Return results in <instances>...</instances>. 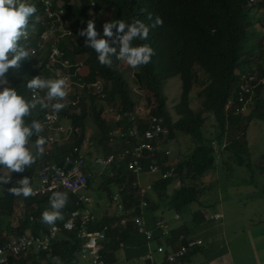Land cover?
I'll list each match as a JSON object with an SVG mask.
<instances>
[{"label":"trees","instance_id":"16d2710c","mask_svg":"<svg viewBox=\"0 0 264 264\" xmlns=\"http://www.w3.org/2000/svg\"><path fill=\"white\" fill-rule=\"evenodd\" d=\"M52 1V8L54 10L61 8L64 13L50 17L42 0H32L31 4L36 6L37 13L29 20L28 39L20 41V44L29 50L30 56L22 61L19 69L10 71L7 86L15 87L20 94L30 99L32 95L26 87L28 80L35 76L51 79L53 75H57L58 68L70 74L71 85H82L80 89L87 93L82 94L72 86V93L83 96L79 98L74 95L79 98L78 106L81 107V111L69 113L67 108L61 111L62 115L68 116L73 128L72 140L56 142L49 153L45 150L43 156L23 173L13 172L15 177L31 174L41 161L59 163L74 145H82L88 131L86 114L94 118L93 121L100 129L101 135L96 138L98 143H104L107 137L109 139L111 129L131 125L125 119L116 123L102 116L107 107L115 105L116 95L122 98L121 108H132L136 103L131 94L132 89L125 78V72L120 69V60L115 56L112 57L111 68L100 65L95 51L85 47V38L78 35L79 30L86 28L88 20L91 19L94 20L100 36H103V24L109 22L105 19V13L108 11L112 12L116 21L124 20L128 23L139 19L146 24H151L156 16L162 18L163 25L150 29L146 40L133 42L134 45L148 44L155 50L151 62L137 69L134 81L139 83L140 88L151 91V95L144 98L149 103L150 111L164 118L165 125L169 129L165 138L176 139L178 134L182 133L191 136L194 142L191 153L180 162L174 163L173 176L155 180L150 190L153 194H150V191L145 193L144 197L148 201L145 214L147 226L153 228L152 225L157 218V210L161 208L162 200H167L168 207L180 214L186 205L197 201L202 196L203 178L215 164L209 163L210 158L215 157L214 142L222 148L220 161L230 164L231 167L236 165V169L245 168L244 165L249 164L247 161L251 153L245 132L255 116L261 117L264 114L262 95L264 86L258 87L255 95L256 105L247 116L237 110L243 104L237 97H234L230 106L227 104L229 98L238 92L239 72L248 69L253 71L251 73L258 71L264 74V35L259 31L255 32V37L252 14L255 8H264V0H61L62 5ZM149 13L152 14V21L148 20ZM37 17H39L38 20ZM61 27L67 31L62 30ZM51 28L54 29L53 35L63 31L55 40L53 39L54 43L64 51V56L56 64V72L47 66L52 41L44 43L45 51H42L39 44L43 31ZM33 48H36V52L32 51ZM65 60H69V67H64L62 64ZM35 62L37 64L34 66ZM82 64L88 68L85 74L80 71ZM175 76L180 77L182 84V93L175 106L176 113L181 117L176 121L166 107L167 100L163 92L165 81ZM101 78L106 83L104 92L97 96L91 94L89 85ZM195 85L201 86L197 96L202 106L199 111H195L191 105V93ZM101 98L107 100L108 104H99L97 101ZM150 101L155 102V105ZM45 112L46 109L42 110L37 105L28 122L35 119L41 123ZM206 113L213 115L217 123L215 130L209 133L203 130ZM48 134V131L44 132V135ZM31 139L34 145L37 137L33 136ZM116 145L117 148H122L127 143L118 141ZM106 151L109 152L111 149L106 148ZM158 155L162 170H167L170 167L167 156L163 153ZM108 168L109 170H105L108 178L104 179L102 184L108 188L110 185L116 186L126 211L135 209L133 214H127L131 218L140 212L142 193L141 187L135 183L138 180L137 175L132 173L124 162L113 163ZM261 170L264 172V168ZM1 171L0 167V173ZM91 179L90 175L88 187L91 185ZM176 179L179 180L180 185L174 190L173 195H170L169 187ZM66 193L69 199L66 211H62L63 214L67 216L76 208H86L84 201L79 203V194L70 191ZM113 194L109 196L112 197ZM15 197L11 193L0 197V220L5 222L4 225L0 223V246L16 235L30 230L39 233L46 229V224L41 223V213L45 210L42 205L48 204L50 208V203H46L44 197H28L24 209L12 219L15 212L13 209ZM116 215L95 217L84 225L79 221L75 230L62 232L53 241L49 250L29 251L19 256L10 254L6 264H79L84 242L80 236L81 232L84 229L97 231L105 224H108L110 228L103 241L102 254L109 263L118 261L121 249L126 250L129 259L138 256L133 253H136L139 244L142 243L138 238L141 233L138 232L133 219L126 224H121V216ZM194 215L198 219L203 218L200 210ZM196 221L199 222V220ZM175 228L169 237L165 238V242H170L177 247L186 241V239L179 241L180 234L184 232L188 236L191 228H188L186 224ZM152 230H154L155 238H162L159 229ZM162 241L164 240L161 239ZM128 243H133L130 252L126 249ZM198 248L190 252H197L200 249Z\"/></svg>","mask_w":264,"mask_h":264},{"label":"rangeland","instance_id":"374dc122","mask_svg":"<svg viewBox=\"0 0 264 264\" xmlns=\"http://www.w3.org/2000/svg\"><path fill=\"white\" fill-rule=\"evenodd\" d=\"M54 1L56 4H63L61 0ZM25 2L31 3L32 0H25ZM252 14L254 16L253 27L255 30V37L256 33L259 31L264 35V8H255ZM105 19L109 21H116L111 11L105 13ZM61 29L64 30L63 27H61ZM251 31H253V29H251ZM61 33H63V31L56 32V34L51 37V40H55L57 35ZM42 51H45V49ZM36 64L37 63L35 62L34 66ZM120 67V69L125 72V78L132 89L131 94L136 102L134 106L141 105L143 102H146L144 97H149L151 95V91L148 89H142L138 86L139 83H135L134 76L137 69L130 68L122 61H120ZM80 71L85 74L88 71V68L82 64L80 65ZM245 72L253 71H248L247 69ZM254 73H256L257 77H264V74L261 76L262 74H260L258 71ZM64 75L67 74L58 73L57 75L52 76L51 79L63 78ZM101 82L102 83L99 82V84L102 87H106V83L102 78ZM72 86L74 89L79 90V92L82 94H86L87 91L80 89L82 87L77 84L70 85L68 88V96L66 97L65 101H63L68 105L66 108L69 109V113H79L81 111V107L78 106L79 103L76 102L77 97H74V95L78 96L79 98H83V96L72 93ZM258 87L259 86L255 87L253 95L248 101V110L243 111L245 116H247L256 105L255 95L257 94L256 91ZM108 88H110V85H108ZM200 89V85H195L191 93V105L195 111H199L202 107L201 100L197 97ZM46 92L47 90L44 92V99H46ZM163 92L167 100L166 107L169 110L173 120L176 121L181 117V115L175 111V106L179 102L182 93L180 77H169L165 81ZM95 94L96 96L98 95V93ZM262 95L264 99V88ZM89 96L91 97L92 95ZM38 97L41 98L40 95ZM121 99L122 98L119 95H116L115 105L111 106H119L118 109H123L120 105ZM55 102L56 101H49V104ZM97 102L99 104H108L107 100L101 101L98 99ZM153 104L155 105V102H153ZM129 109L131 108L123 110ZM146 110L149 109L146 107ZM49 111H52L50 107L46 109V112ZM59 113L61 116L60 124H64L65 127H70L69 132L72 133L71 131L73 128L70 124L68 116L62 115L61 111ZM86 116L88 135L87 140L81 146L87 156V159L90 160L93 159L97 153H99V155L107 153L106 148H110V146L108 141H105L104 143H98L96 138L97 136L101 135L100 129L93 121L94 118H91V115L89 116L86 114ZM102 116L108 118L107 113L102 114ZM204 117L205 122L203 130L207 133L215 130L217 124L215 117L209 113H206ZM42 123L43 119L41 121V124ZM61 133L62 132H60V135ZM245 136L249 142L251 153L247 161L249 164H245V168L240 167L236 169V165L231 167L230 164L220 161L219 156L221 154L219 152H215V157L213 156L215 159L213 163L215 164L212 169L205 174L206 177L203 178L204 192L202 196H200L197 201L189 203L183 208L180 213V219L175 218V211L173 208L168 207L167 200H162L160 205L161 208L157 210V218L155 219L154 225H152L154 229L156 228V221L158 219H163L170 226H180L182 224H186L188 228H191L189 229L191 233L188 235H192L196 238L200 237L203 240V244L199 246L200 249L198 248L199 251L196 253L190 252L193 254L189 264H264V172L261 170V168H264V114H262L261 117L255 116L252 119L246 129ZM65 139V141L72 140L70 136L66 137ZM116 143L117 142H115V149L117 148ZM193 145L194 142L191 136L180 133L176 139L171 138L164 142L162 147L169 148L171 150L172 154L168 156L167 159L169 162L176 164L177 162H180L187 154L191 153ZM219 148L220 146L215 147L216 150ZM115 149L111 150V152ZM246 154L248 155V150ZM86 168L93 174L92 182L90 187L84 188L78 193L80 195L83 194V197H85V195L88 196V205L91 207L98 206L100 203L102 204L100 210H106L109 206H111V204L116 208V203L113 201V197L110 198L109 195L111 193H115L118 191V189L115 185H110L108 188V186L102 184V180L108 178V176L103 172V175H99V171L102 167L90 161V163L86 165ZM105 170L108 169L106 168ZM161 173L162 171H157L154 173L143 172L137 176V179L140 184L146 186V184L154 183L155 180L161 178ZM179 185V180L176 179L169 187V194L173 195L174 190ZM57 191L69 192L65 189H60ZM150 192V194H153L152 191ZM157 201L159 200L157 199ZM67 206L68 205H66V207ZM65 208L63 209L64 211H66ZM198 210H200V214L204 219H198L195 217L194 213ZM216 213H220L222 218H216L214 216ZM196 220H199V222ZM0 223L2 225L5 224V222L1 220ZM57 223L61 224L63 223V220ZM25 233L33 234L31 230ZM14 237H17V235ZM138 238H140L142 243L139 244L136 253H133L138 254V256L130 259L128 257L125 259L126 250L121 249L117 264H145V262L141 259V255L148 249V244H150V246L156 250L158 244L162 243V238H155V234L150 239L144 237L143 234L138 235ZM132 247L133 243L127 244L126 249L128 252L132 251ZM157 255L160 254L157 253ZM89 260V258L83 257L81 262H85V264H91ZM81 262L79 264H82Z\"/></svg>","mask_w":264,"mask_h":264},{"label":"built area","instance_id":"2783aa9c","mask_svg":"<svg viewBox=\"0 0 264 264\" xmlns=\"http://www.w3.org/2000/svg\"><path fill=\"white\" fill-rule=\"evenodd\" d=\"M42 1L44 2L46 12L50 17L64 13V10L61 8L57 7V10L52 8V0ZM53 33L54 29L52 28L43 31L39 44L42 49H45L44 43L52 41L47 66L56 72V64L60 61V58L64 56V51L54 43L53 39L51 40ZM35 50L36 49H33V52H36ZM62 64L64 67H69L68 65L70 63L69 60H65L62 61ZM61 72L67 74L64 75L63 78L67 79L70 86L72 84L70 74L57 68V74ZM99 82L102 83L99 79L89 85L91 88V94L103 93L104 86L102 87ZM237 83L238 92L229 98L228 106L233 103L234 97H237L239 101L243 103L237 108V110L243 112L248 110V101L251 99L255 87L264 86V77H257L256 73L244 71L239 73V80ZM79 86L82 87V85ZM45 90H37L35 95H40L42 98ZM30 92L33 96V92ZM78 100L79 98L76 99L77 103H79ZM146 107L149 110H146ZM104 113L108 114V118L112 116L114 122L116 123L122 122L125 119L131 125L115 127L109 131L108 140L110 143H115L118 141L117 138H120V141H125L127 145L118 150H114L109 154L98 156L95 159L97 164L104 168H108V166L113 163L124 162L127 164L128 169L137 176L143 172L154 173L157 171H162L161 178L173 176L175 172V164L168 161L167 163L170 167L163 171L160 165V157L158 155L159 153H163L168 157L172 154L169 148L162 147V144L170 139L165 138L169 133V129L165 125L164 118L162 116L150 111L148 101L143 102L141 105H136L129 110H121L118 109L117 106H110L105 109ZM60 120V113H53L52 111H49L44 115L42 124L49 129V134L46 136L44 135V131H42L40 135L47 141L44 146L47 153H49L53 144L56 142H63L66 140V137H71L73 134L69 132L70 127H65L64 124H60ZM60 132H62L61 134H64L63 137L60 135ZM214 147H219L217 142H214ZM221 150L222 148H219L216 152L221 153ZM63 160L64 165L62 167L56 163L41 161L36 170L27 175L31 182V186L36 193L30 197L45 196L60 189H65L78 194L80 190L88 187L89 174L85 169L87 157L83 148L79 145H74L72 150ZM68 164H71V168L69 169L66 168V165ZM0 175L11 176L10 182L0 184V195L9 194L10 192H8V189L12 186H19L17 181L25 177H15L11 172L3 174L0 173ZM135 183L141 187L142 193L139 204V213L130 218L127 214H133L135 209H128L126 211L125 204L120 200L118 193L113 196V201L116 203L117 211L121 216L120 223L126 224L130 219H133L138 231L143 233L147 239H150L154 236V230L147 226L145 214L148 201L145 199L144 195L152 189L153 184L149 183L146 184V186H143L138 180L135 181ZM26 199L27 198H24L22 195L19 197L16 196V201L18 200L20 210L25 207ZM80 201H87V198L81 196L79 197V203ZM215 217L221 218L222 215L220 213H216ZM93 218L94 217L89 211L77 208L68 213L63 223L48 225V227H46V231H43L41 234L35 235L24 233L18 235L17 237H12L9 241H7V243L0 246V264L5 263L8 255L10 254L19 256L21 254L28 253L31 250H49L53 241L62 231H73L77 228L79 221H81L82 225H84L93 220ZM175 218L180 219V214L176 213ZM109 228L110 226L105 224L100 230L88 231L87 229H84L81 232L80 236L84 239L81 251L82 258H89L91 260V264H109L102 254L103 241L106 239V232ZM156 228L160 230L162 239H165L166 237H169L174 226H170L163 219H158L156 221ZM180 239H186V241L181 243L178 247L172 246L171 243L168 244V246L164 243L158 244L157 249L154 250V252L150 251L142 257L143 261L145 264H164V261H167L169 264H186V256L188 253L201 246L203 244V240L191 236L186 237L184 234L180 235ZM157 253L160 255H157Z\"/></svg>","mask_w":264,"mask_h":264},{"label":"clouds","instance_id":"9594fccd","mask_svg":"<svg viewBox=\"0 0 264 264\" xmlns=\"http://www.w3.org/2000/svg\"><path fill=\"white\" fill-rule=\"evenodd\" d=\"M36 13V6L25 0H0V167L6 168L11 173H23L45 152L44 146L47 141L40 135L43 125L35 119L28 122L37 105L42 110L50 107L53 113H59L68 106L63 102L68 96L69 83L66 78L33 77L26 85L27 89L33 92L30 99L20 94L15 87L7 86L10 71L19 69L22 61L30 56L29 50L22 46L20 41L28 39V23ZM148 20L152 21L151 13L148 14ZM162 25L163 20L159 16H156L151 24H146L139 19H134L131 23L124 20L109 21L103 24V36H100L94 20L90 19L86 28L80 29L78 35L85 38V47L95 51L100 65L111 68L112 57L115 56L130 68L139 69L151 62L155 50L148 44L134 45L133 42L146 40L150 29ZM64 30L67 31V29ZM45 89L47 90L46 99L35 95L37 90ZM47 101L56 102L49 104ZM33 136L37 137L34 145L31 139ZM10 181L11 176L0 175V184ZM17 184L19 186L8 189L12 195L28 198L36 194L27 176L18 180ZM68 199L66 192H52L49 200L50 210H44L41 213V223L46 224L45 228L48 225H54L58 220H65L67 216L63 217L62 210L66 207ZM23 209L19 210V213ZM175 227L173 229H176ZM181 234L194 237L187 236L184 232ZM162 240H164L162 243L167 246L170 244L165 242V239ZM181 240L179 236V241ZM164 264L169 263L164 261Z\"/></svg>","mask_w":264,"mask_h":264},{"label":"crops","instance_id":"0c3cea01","mask_svg":"<svg viewBox=\"0 0 264 264\" xmlns=\"http://www.w3.org/2000/svg\"><path fill=\"white\" fill-rule=\"evenodd\" d=\"M105 111V110H104ZM104 113V112H103ZM108 121H111V122H113V118H112V116H110V118H108ZM87 128H88V125H87ZM114 129V128H113ZM43 131L45 132V131H49V129L47 128V127H45V126H43ZM51 131V130H50ZM73 135L74 134H72L71 135V138L73 137ZM87 135H88V131L86 132V138H85V140H84V142L87 140ZM61 136L63 137L64 136V134H61ZM92 139H93V136H92ZM105 141H109L108 140V137H107V139L105 140ZM118 142V141H117ZM109 144V146H110V149L111 150H113V149H115V143H108ZM79 146H81V145H79ZM82 147V146H81ZM107 149H109V147H107ZM118 149H120V148H116L115 150H118ZM109 152H111V151H109ZM108 151H107V153H104V154H100V155H106V154H108L109 153ZM99 155V153H97V154H95V156L93 157V159H87V162H86V165L88 164V163H90V161L91 162H94V163H96L95 162V159L98 157V156H100ZM87 157V156H86ZM61 162V161H60ZM59 162V163H60ZM52 163H56V162H52ZM59 163H56V164H58L59 165ZM97 164V163H96ZM126 164V163H125ZM86 165H85V169H86V172L89 174V178H90V175H91V177H92V172L91 171H89L87 168H86ZM97 165H99V164H97ZM127 165V164H126ZM100 166V165H99ZM102 167V166H101ZM2 168V167H1ZM107 167H102L101 168V170L99 171L100 172V174H99V172H98V174L99 175H103L102 174V172L103 173H105L106 174V171H105V169H106ZM108 170H109V168H108ZM2 173H9V171L6 169V168H2V171H1ZM92 180V179H91ZM104 180V179H103ZM102 180V181H103ZM92 182V181H91ZM90 187V186H89ZM118 193V191H116L114 194H113V196L115 195V194H117ZM76 194V193H75ZM79 194V193H78ZM6 195V194H5ZM5 195H0V197H4ZM52 195V193H50V194H47V195H45V196H40L39 198H41V197H44V199H45V202L46 203H49V200H50V196ZM83 194H79V197H81ZM112 196V197H113ZM85 197L87 198L88 196L87 195H85ZM110 198H112L111 196H109ZM14 200V199H13ZM13 200H12V202H13ZM111 200V199H110ZM112 201V200H111ZM89 202V200H87V201H84V203H85V207L86 208H82V209H84V210H87V211H89L91 214H92V216L95 218V217H98V218H101V217H104V216H113V215H120L119 214V212L117 211V209L115 208V206H113L112 204H111V206H109L106 210H100V208H101V206H102V204H98V206H95V207H91V206H89L88 203ZM43 206V208L45 209V210H49L50 208H49V205L48 204H43L42 205ZM14 215L12 216V219L13 218H16V214L18 213V215H19V210H20V208H19V203H18V200L16 201V203H15V205H14ZM77 209V208H76ZM75 210V209H74ZM116 215V216H117ZM66 216V214H63V217H65ZM93 218V219H94ZM174 226H176V225H174ZM177 226H179V225H177ZM137 228V227H136ZM151 229V228H150ZM138 230V229H137ZM139 232V231H138ZM41 233H43V231L41 230L39 233H34L33 232V234H35V235H38V234H41ZM139 233H141V232H139ZM141 234H143V233H141ZM60 235V234H59ZM58 235V236H59ZM144 235V234H143ZM200 238V237H199ZM148 244V243H147ZM34 251H38V250H34ZM154 252V249L150 246V244H148V249L146 250V252H145V254L146 253H148V252ZM194 253H196V252H194ZM145 254H143V255H141V259H142V257L145 255ZM192 254L193 253H190V255L188 256V258H187V262H188V264H189V261L191 260V257H192ZM119 255H120V251H119V254H118V258H119ZM8 257H9V255H8ZM8 257H7V260H8ZM128 258V256H127V254H126V252H125V259H127ZM143 260V259H142ZM90 262H91V260H89ZM108 262V261H107ZM118 262V261H117ZM117 262H114V263H109V264H117ZM7 263V261L5 262V263H3V264H6ZM147 263V262H146Z\"/></svg>","mask_w":264,"mask_h":264},{"label":"water","instance_id":"95a60500","mask_svg":"<svg viewBox=\"0 0 264 264\" xmlns=\"http://www.w3.org/2000/svg\"><path fill=\"white\" fill-rule=\"evenodd\" d=\"M213 162H214V157L212 156L211 158H210V160H209V163L210 164H213ZM64 165V160H62L60 163H59V166H63ZM66 168H71V164H68V165H66Z\"/></svg>","mask_w":264,"mask_h":264},{"label":"bare ground","instance_id":"6f19581e","mask_svg":"<svg viewBox=\"0 0 264 264\" xmlns=\"http://www.w3.org/2000/svg\"><path fill=\"white\" fill-rule=\"evenodd\" d=\"M100 100H101V101H105V99H103V98H101ZM123 109H127V108H123ZM123 109H121V110H123ZM118 127H120V126H118ZM117 140L120 141L121 139H120V138H117ZM217 154H218V153H217Z\"/></svg>","mask_w":264,"mask_h":264}]
</instances>
